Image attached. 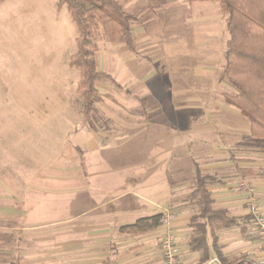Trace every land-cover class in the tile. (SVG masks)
<instances>
[{"label":"crops","instance_id":"crops-1","mask_svg":"<svg viewBox=\"0 0 264 264\" xmlns=\"http://www.w3.org/2000/svg\"><path fill=\"white\" fill-rule=\"evenodd\" d=\"M184 2L192 4L193 0ZM179 6L186 5L180 2ZM184 8L190 14L192 8ZM185 10L174 18L175 21L184 20ZM57 15H52L51 19ZM225 28L223 46L220 45L223 60H220L222 70L219 78L230 92L223 93L221 103L217 104L219 106L212 108L214 39L211 37L209 39L212 40L208 41L204 34L192 35L190 31L184 30L178 40L179 43L183 42L179 47L181 56L201 58L204 62L199 61L193 69L194 72L198 70L200 76L191 71L185 78H178L180 81L173 87L172 94L176 100L184 95L188 97L185 98L186 102H180L176 107L189 112L193 122L189 129L178 130H184L185 137L168 145H163L168 138L166 136H159L151 142H140L137 149L140 156H132L130 151V155L122 159L125 160L120 166L122 169L112 170L102 165L117 155L122 157L123 153H118L117 149L131 145L149 131L148 111L123 107V100L126 102V99L118 93H111L113 97L105 99L100 90L106 91L107 88L100 80L97 88L101 99L95 105L97 107L99 102L107 104L102 113L105 116L103 120H108L107 124H98L94 120L93 126L84 125V96L76 90L77 85L71 90L66 86L58 92L51 90L45 93L35 105L33 116L53 133L54 140L59 141L58 156L71 164L60 173L43 172L37 177L33 173L31 178H39L43 182H33L27 195L53 191L59 185L68 189L72 184L75 190L89 191L94 202L78 214L60 219L66 231L60 233L59 242L53 243V236L48 234L47 229L44 236L38 239L31 237L28 232L29 240L38 246H32L24 252L16 249L15 245L14 254L20 252L19 256L27 255L30 260L28 264H103L108 258L114 264H163L161 240L165 227L162 224L155 230L138 234L120 233L119 228L138 218L169 209L173 213L172 227L177 235L178 264H221L215 256L202 261L201 253L193 250L189 244L193 230L190 223L197 211L196 198L192 192L195 188V173L199 168L214 177L208 186L214 207L225 208L227 214L236 217L239 222L217 230L222 252L226 255L245 253L253 260V264H264V247L255 233L252 214L253 207L264 213V138L253 136L250 120L238 107L227 101V95L236 90L221 78L230 37L226 19ZM131 30L133 35L132 27ZM120 42L123 46H120L121 50L110 48L108 53L104 50L100 54V61L96 59L97 67L108 73L117 87L121 86V79L127 87L138 83L146 85V73L140 71L137 75L138 69L135 71L132 65L133 55L137 56L138 51L135 44L131 49L125 41L120 39ZM193 42L201 46L204 44L200 56L194 57L193 54L198 53L190 48ZM70 55L65 56L67 69L59 67L50 75L71 74L68 66ZM140 64L141 69L143 61ZM77 74L79 78L78 71ZM192 74L199 77L192 76L190 80ZM63 81L58 80V83ZM146 95L147 92L142 91L141 99H145ZM106 152L112 154L108 157ZM165 164L169 165L167 170ZM183 166L186 173L182 170ZM21 210L18 208V211ZM52 222L28 220V224L12 227L3 225L1 228H11L14 232L28 229L36 231L43 230ZM72 224H75V230L69 228ZM74 234L75 237L72 236ZM12 243L15 244V240ZM7 252L2 247L0 264H10V259H1V254L9 257ZM16 260L20 262L19 257H12L13 262Z\"/></svg>","mask_w":264,"mask_h":264},{"label":"rangeland","instance_id":"rangeland-1","mask_svg":"<svg viewBox=\"0 0 264 264\" xmlns=\"http://www.w3.org/2000/svg\"><path fill=\"white\" fill-rule=\"evenodd\" d=\"M118 1L134 16L131 27L138 51L137 56L133 55L132 65L135 71L138 69L137 75L140 71L146 73L148 81L146 85L138 83L127 87L121 79V86L117 87L111 79L102 78L100 83L107 89H101L100 93L107 100L113 97L111 93H118L126 99V102L123 100V107L148 111L149 131L134 140L131 144L133 146L125 145L117 149L118 153H123L122 157L117 155L102 165L103 168L112 170L122 169L120 166L125 161L122 159L128 157L130 151L132 156L139 157L137 149L140 142H151L159 136H166L168 138L163 142L165 146L185 137L184 130L190 128L189 125L193 122L191 114L182 107H176L178 103L186 102L185 98L188 97L182 95L183 97L176 100L172 91L180 81L178 78L190 75L196 64L204 61L201 58L181 56L179 47L183 42L179 43L178 40L184 30L190 31L192 35L204 34L208 41L212 40L209 39L211 37L214 39L213 95L210 98L213 102L212 108L219 106L217 104L221 103L223 93L230 92L229 87L221 84L219 78L222 70L220 60H223L220 49L226 32L227 16L220 2L193 0L189 4L184 0ZM180 2L187 9L199 5L192 8L189 14L184 7L180 8ZM184 10V20L175 21L174 18L179 17ZM56 14L58 15L51 19ZM77 37L78 29L72 16L66 5L59 6V0H5L0 3V251L2 247L8 251L9 257L1 254V259H10V264L15 256L19 257L21 264L30 262L27 255L19 256L20 252L14 254L15 245L16 249L27 252L30 247L38 246L29 240V235L38 239L44 236L45 229L53 236V243L59 242L60 233L66 231V226L61 224L60 219L74 216L94 202L89 191L75 190L72 184L68 189L59 185L53 191L27 195L30 186L34 185L33 182H43L39 178L35 179L39 173H60L65 171V166L71 164L58 156L59 141L54 140L53 133L46 130L39 119L33 116V109L47 91L61 90L66 86L69 90L76 87L79 80L78 70L70 65V58L77 49ZM96 43L98 47L95 56L98 60L104 50L108 53L110 48H123L120 38L117 37L101 36ZM194 43L190 48L198 54L193 55L200 56L199 52L204 50V44L201 46ZM68 54H71L68 61L71 74L50 75L59 67L67 69L65 56ZM140 61H143L141 69ZM98 69L102 70L100 67ZM195 73L198 74V70ZM198 75L192 74L190 80L192 76L198 78ZM58 80L64 81L58 83ZM142 91L147 92L145 99L140 97ZM117 103L120 105V102ZM105 105L107 104L104 102L97 103L93 121L98 124H107L108 120H103L105 116L102 115ZM84 125L88 123L84 122ZM179 129L184 130L178 132ZM111 154L112 152H106L108 157ZM164 167L167 170L169 165L165 164ZM184 169L186 168L183 166L182 170ZM33 173L35 177L31 178ZM18 208L22 210L18 211ZM28 220L53 222L43 230L36 231L28 229L14 232L11 228H1L3 225L12 227L28 224ZM69 228L75 230V224ZM72 236L75 237V234ZM14 240L15 244L12 243Z\"/></svg>","mask_w":264,"mask_h":264},{"label":"trees","instance_id":"trees-1","mask_svg":"<svg viewBox=\"0 0 264 264\" xmlns=\"http://www.w3.org/2000/svg\"><path fill=\"white\" fill-rule=\"evenodd\" d=\"M5 0H0L2 3ZM227 13L229 31L226 65L221 76L235 92L227 101L238 107L251 123L252 135L264 138V0H219ZM66 5L78 29L77 49L70 58V65L79 71L77 91L84 96V122L93 126L96 102L101 99L97 82L111 76L98 69L96 41L101 37L120 38L133 49L131 24L134 16L118 0H59ZM213 175L197 168L195 188L197 211L191 219L193 230L189 244L201 253L202 261L215 256L221 264H253L245 253L226 255L219 244L217 230L237 225L238 219L229 216L225 208H216L208 188ZM162 214L141 217L120 226L119 232L138 234L157 229ZM11 264H20L18 260ZM103 264H114L106 259Z\"/></svg>","mask_w":264,"mask_h":264},{"label":"built area","instance_id":"built-area-1","mask_svg":"<svg viewBox=\"0 0 264 264\" xmlns=\"http://www.w3.org/2000/svg\"><path fill=\"white\" fill-rule=\"evenodd\" d=\"M161 216V224L165 232L161 240V254L163 264H178L177 235L172 227L173 213L165 209ZM252 214L255 222V233L264 247V213L257 207H253Z\"/></svg>","mask_w":264,"mask_h":264}]
</instances>
